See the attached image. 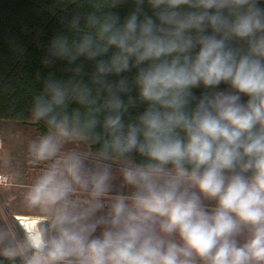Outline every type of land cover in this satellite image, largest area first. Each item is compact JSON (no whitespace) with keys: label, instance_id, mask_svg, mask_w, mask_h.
<instances>
[{"label":"clouds","instance_id":"obj_1","mask_svg":"<svg viewBox=\"0 0 264 264\" xmlns=\"http://www.w3.org/2000/svg\"><path fill=\"white\" fill-rule=\"evenodd\" d=\"M67 4L29 108L40 216L0 264H264V0Z\"/></svg>","mask_w":264,"mask_h":264},{"label":"trees","instance_id":"obj_2","mask_svg":"<svg viewBox=\"0 0 264 264\" xmlns=\"http://www.w3.org/2000/svg\"><path fill=\"white\" fill-rule=\"evenodd\" d=\"M73 11L67 0H0V120L33 124L43 135L49 131L42 122L31 119L29 108L34 92L42 87L43 77L49 72L66 75L62 62L46 68L41 61L52 40L65 31ZM127 11L120 10L121 17ZM88 68L91 70V65ZM127 75L130 78L134 72ZM226 87L221 85L218 90ZM203 91L194 90L197 96ZM87 146L89 153L98 147L88 142ZM9 217L0 207V226H9L19 234Z\"/></svg>","mask_w":264,"mask_h":264},{"label":"rangeland","instance_id":"obj_3","mask_svg":"<svg viewBox=\"0 0 264 264\" xmlns=\"http://www.w3.org/2000/svg\"><path fill=\"white\" fill-rule=\"evenodd\" d=\"M43 136L42 132L33 124L29 123H20L11 120H1L0 121V137L3 140L2 148L0 149V166H5L9 164L14 169L23 170V173L28 175H35L37 169H45L51 163L49 162H34L30 155V145L38 141ZM76 151L81 153H89L87 142L85 141H70L65 143L62 146L61 154ZM0 171L3 169L0 168ZM3 172L12 173L4 169ZM32 180L30 181L29 188L31 186ZM9 187V186H8ZM29 188H27L29 190ZM21 189V188H20ZM23 189V188H22ZM20 190L18 193L20 196L19 204L16 207V210L21 212H31V213H40L39 209H33L28 206L25 198L22 196L23 191ZM15 193V192H14ZM6 196L9 195L6 192ZM9 198V197H8ZM8 202V201H7ZM3 204L0 200V207L7 215H10L9 222L17 229L20 235L23 234V230L19 226L15 216L11 215L8 203ZM16 203V202H15ZM27 216V215H26ZM31 217V216H30ZM39 218V216L31 217Z\"/></svg>","mask_w":264,"mask_h":264},{"label":"crops","instance_id":"obj_4","mask_svg":"<svg viewBox=\"0 0 264 264\" xmlns=\"http://www.w3.org/2000/svg\"><path fill=\"white\" fill-rule=\"evenodd\" d=\"M1 121V120H0ZM1 169H6L8 171H11V181H12V185H10L9 187H0V200L1 202H3V204H5L7 201L11 215L16 216V215H24V216H31V217H37L40 216V213H31V212H21L16 210V207L19 204L20 199V195L18 194L20 192V190L23 188H25L24 190H28L27 188H29V184L30 181L32 180L31 185L35 182V175L33 173V175H26L23 173V170H17L12 168L11 166H9V164H5V166H0ZM31 187V186H30ZM21 188V189H20ZM22 189V190H23ZM6 192L9 195L8 197L6 196ZM15 192V193H14ZM27 191H23L22 192V196L25 198ZM16 202V203H15ZM241 242H243L241 240Z\"/></svg>","mask_w":264,"mask_h":264},{"label":"built area","instance_id":"obj_5","mask_svg":"<svg viewBox=\"0 0 264 264\" xmlns=\"http://www.w3.org/2000/svg\"><path fill=\"white\" fill-rule=\"evenodd\" d=\"M2 144H3V140L0 137V149L2 148ZM43 170H44L43 168L37 169L35 173V180L42 173ZM10 185H12L11 174L0 171V187H8Z\"/></svg>","mask_w":264,"mask_h":264},{"label":"bare ground","instance_id":"obj_6","mask_svg":"<svg viewBox=\"0 0 264 264\" xmlns=\"http://www.w3.org/2000/svg\"><path fill=\"white\" fill-rule=\"evenodd\" d=\"M19 218V219H17ZM15 219L17 220L19 226L21 227V225L27 226L30 223H35L37 218H31L29 216H24V215H16ZM21 229L23 230V228L21 227Z\"/></svg>","mask_w":264,"mask_h":264}]
</instances>
